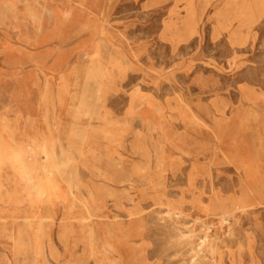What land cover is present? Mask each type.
I'll return each mask as SVG.
<instances>
[{
  "label": "rangeland",
  "instance_id": "rangeland-1",
  "mask_svg": "<svg viewBox=\"0 0 264 264\" xmlns=\"http://www.w3.org/2000/svg\"><path fill=\"white\" fill-rule=\"evenodd\" d=\"M0 61V264H264V0H0Z\"/></svg>",
  "mask_w": 264,
  "mask_h": 264
},
{
  "label": "bare ground",
  "instance_id": "bare-ground-1",
  "mask_svg": "<svg viewBox=\"0 0 264 264\" xmlns=\"http://www.w3.org/2000/svg\"><path fill=\"white\" fill-rule=\"evenodd\" d=\"M94 5V4H93ZM91 11V10H90ZM36 17H37V15H35ZM40 16V15H39ZM17 18V17H16ZM14 20V19H13ZM24 21V20H23ZM10 22V21H9ZM36 22H37V20H36ZM23 23V22H22ZM36 25V24H35ZM17 27H18V25H16ZM24 26V25H23ZM9 27V26H8ZM6 29V28H5ZM20 29V28H19ZM10 30H12V29H10ZM36 30V29H35ZM15 31L16 30H14L13 32H14V34H15ZM8 32V31H7ZM18 32V31H17ZM21 32H22V30H21ZM20 33V32H19ZM24 33H26V32H24ZM27 34V33H26ZM17 37V36H16ZM28 37V36H27ZM13 38H14V36H13ZM26 38V37H25ZM30 38H31V36H30ZM26 41V40H25ZM29 42V41H28ZM33 42V41H32ZM36 42V41H35ZM27 43V42H26ZM33 44V43H32ZM30 46V45H29ZM18 49V48H17ZM18 54V53H17ZM19 55V54H18ZM29 57V56H28ZM87 59H88V57H87ZM1 62V61H0ZM75 64H77V63H75ZM70 69H71V67H70ZM45 70H46V68H45ZM93 71H96V70H98V68L96 69V68H94V69H92ZM44 72V71H43ZM19 73H20V71H19ZM20 75V74H19ZM105 75L106 76H108V72H106L105 71ZM26 77V76H25ZM18 78V77H17ZM5 79V78H4ZM25 79V78H24ZM34 84V83H33ZM31 86V85H30ZM37 87V86H36ZM25 99V98H24ZM30 104V103H29ZM34 119V118H33ZM89 164V163H88ZM83 165V164H82ZM91 166V165H90ZM85 167H86V164H85ZM96 167V166H95ZM90 168V167H89ZM96 169H97V167H96ZM103 170V169H102ZM96 172V171H95ZM107 173V172H106ZM99 175V174H98ZM132 219V218H131ZM90 224V223H89ZM94 225V224H93ZM90 229V228H89ZM91 230V229H90ZM88 233V232H87ZM121 233V232H120ZM96 234V233H95ZM109 234V233H108ZM108 237V236H107ZM123 242H125V241H123ZM117 243V242H116ZM117 245H118V243H117ZM110 246V245H109ZM124 263V262H123Z\"/></svg>",
  "mask_w": 264,
  "mask_h": 264
}]
</instances>
